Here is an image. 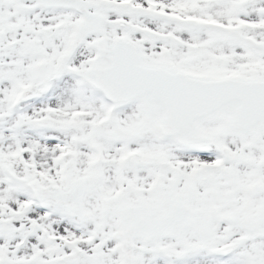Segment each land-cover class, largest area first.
Returning <instances> with one entry per match:
<instances>
[{"label":"snow or ice","instance_id":"1","mask_svg":"<svg viewBox=\"0 0 264 264\" xmlns=\"http://www.w3.org/2000/svg\"><path fill=\"white\" fill-rule=\"evenodd\" d=\"M0 264H264V0H0Z\"/></svg>","mask_w":264,"mask_h":264}]
</instances>
